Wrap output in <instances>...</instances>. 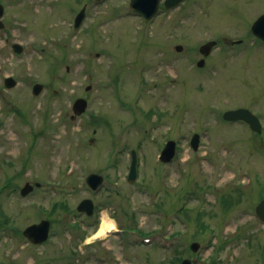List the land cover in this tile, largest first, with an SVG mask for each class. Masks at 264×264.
<instances>
[{"label":"rangeland","instance_id":"1","mask_svg":"<svg viewBox=\"0 0 264 264\" xmlns=\"http://www.w3.org/2000/svg\"><path fill=\"white\" fill-rule=\"evenodd\" d=\"M129 1L0 0V264H264V43L250 32L264 0H184L150 21ZM77 97L87 109L71 118ZM238 107L261 132L223 119ZM89 173L104 177L95 191ZM83 198L92 216L77 210ZM104 213L116 230L93 237ZM41 219L49 238L32 244L22 230Z\"/></svg>","mask_w":264,"mask_h":264},{"label":"water","instance_id":"2","mask_svg":"<svg viewBox=\"0 0 264 264\" xmlns=\"http://www.w3.org/2000/svg\"><path fill=\"white\" fill-rule=\"evenodd\" d=\"M180 0H165L166 6H172L179 2ZM159 0H131V8L134 11L139 12L142 14L147 20L157 11ZM3 14V6L0 4V17ZM84 16V9H81L80 12L77 14L75 18V27L78 26L80 21L82 20ZM0 25L2 23L0 22ZM251 32L256 35L258 38L262 39L264 41V13L259 15L257 19L252 23L251 25ZM215 45V41H210L204 45H202L199 50L203 55H208L210 52L212 46ZM13 49L16 52H20L22 50L21 45L14 44ZM177 50H181L182 46L177 45ZM204 63L203 59H200L197 64L199 66H202ZM15 80L12 77H6L5 78V85L7 87H12L15 85ZM90 86H87V89H89ZM42 89V85L39 83L34 84L32 88V92L34 94H38ZM87 102L84 98H77L73 105L72 109L74 111V114L79 115L86 109ZM73 117V116H72ZM223 118L226 120H244L247 122L250 126V128L256 132L261 131V123L259 118L254 115L250 110L247 108H236V109H229L226 110L223 113ZM199 143V135L197 133L193 134L190 140V144L193 149H196L198 147ZM132 160L130 163V168L128 172V180L134 181L136 177V153L134 150H132ZM175 153V141L169 140L167 141L165 147L162 149L160 154V160L163 162H168L172 159ZM87 182L91 186V188L95 189L97 188L100 183L102 182V176L99 174L91 173L87 177ZM32 189V186L29 183H26L21 188V194H26L28 191ZM93 204L90 199H83L77 206L78 210H85L88 214L92 212ZM256 213L257 215L264 220V199H262L257 205H256ZM49 227L50 222L48 220L42 219L41 221L37 223H33L25 227L23 230V234L26 236V238L34 244H39L44 242L48 236H49ZM191 248L193 250H196L198 248V243L194 242L191 244ZM181 264H190L189 259H184Z\"/></svg>","mask_w":264,"mask_h":264},{"label":"bare ground","instance_id":"3","mask_svg":"<svg viewBox=\"0 0 264 264\" xmlns=\"http://www.w3.org/2000/svg\"><path fill=\"white\" fill-rule=\"evenodd\" d=\"M115 229H116V227H115L113 220L108 218L106 213H104L102 216L100 226L97 229V231L93 234V237H99L102 234H105L107 232H111L112 230H115Z\"/></svg>","mask_w":264,"mask_h":264},{"label":"trees","instance_id":"4","mask_svg":"<svg viewBox=\"0 0 264 264\" xmlns=\"http://www.w3.org/2000/svg\"><path fill=\"white\" fill-rule=\"evenodd\" d=\"M223 199V201L225 200V198H222ZM56 205V204H55ZM58 205V204H57ZM202 224H203V229L206 227V225L202 222ZM176 258H178L179 259V256L178 257H176ZM212 262H213V260H212Z\"/></svg>","mask_w":264,"mask_h":264}]
</instances>
